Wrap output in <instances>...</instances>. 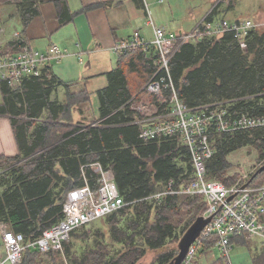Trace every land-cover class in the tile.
Segmentation results:
<instances>
[{
  "label": "trees",
  "instance_id": "1",
  "mask_svg": "<svg viewBox=\"0 0 264 264\" xmlns=\"http://www.w3.org/2000/svg\"><path fill=\"white\" fill-rule=\"evenodd\" d=\"M135 1L143 6L142 0ZM44 3L53 4L59 25L71 20L73 14L66 0H0V6L13 7L22 32L39 15L40 4ZM213 12V9L209 12L212 17ZM2 18L0 13V23ZM8 44L14 49L11 53H15L25 42L18 34ZM129 54L121 56L119 65L107 74L108 86L98 92L99 118L89 124H72L73 113L81 110L80 104L88 102L85 91L66 90L62 104L50 100L55 88L65 83L51 73L49 66L38 77L24 78L16 89L10 88L6 81L0 85L3 99L0 113L11 116L12 126L19 127L16 137L20 149L16 156L0 155L3 180L0 181V222L9 230L21 233L26 240L35 239L62 217L66 193L84 183L82 170L88 183L96 186V175L86 166L96 162L113 173L119 194L128 203L110 214L107 222L108 232L117 242L123 241L122 250L110 256L111 249L101 239L78 255L73 243L67 242L63 254L69 264H139L148 250L157 251L148 264H167L176 254L181 235L204 211L199 196L168 195L159 205L144 200L170 179L174 180L175 188L188 184L193 167L181 139L144 142L138 138V130L131 121L133 90L129 84L137 89L145 85L154 73L156 57L150 60L144 53H135L124 59ZM133 59L141 63L136 67ZM124 65L128 72L134 73L132 77ZM169 66L178 96L189 108L221 103L234 115H264V102H259L264 99V32L255 27L248 31L243 47L231 33L193 39L175 51ZM141 98L136 96L137 100ZM44 110L47 116L37 123L32 132L33 141L25 146L22 132H29L33 119ZM18 116L25 119L18 123ZM210 141L214 153L206 163V170L209 178L225 187L231 186L241 173L227 160L229 153L248 146L256 151L258 160L264 159V127L232 133L211 131ZM263 172L252 178L250 186L263 184L260 180ZM129 212L134 218L125 229L119 227ZM137 235L141 236L142 245L135 242ZM233 239L247 247L251 245L243 235L233 236L230 244ZM215 240V236L203 240L201 252H210ZM44 255L53 257L54 264L64 263L59 252L42 254L26 247L19 264H39ZM222 258L211 264L222 263ZM251 263L264 264V248L251 257Z\"/></svg>",
  "mask_w": 264,
  "mask_h": 264
},
{
  "label": "built area",
  "instance_id": "2",
  "mask_svg": "<svg viewBox=\"0 0 264 264\" xmlns=\"http://www.w3.org/2000/svg\"><path fill=\"white\" fill-rule=\"evenodd\" d=\"M148 23L152 29L151 39L147 40L135 30L128 38L114 43L111 49L119 55L140 52L151 53L156 57L154 73L143 87L146 96L134 102L130 99L131 109L143 114L140 118L145 123L138 131V138L144 142L181 139L187 147L193 174L188 184L175 188L174 180L170 179L144 200L159 205L168 195L199 196L205 205L201 215L207 217L214 214L189 246L180 264H193L203 240L213 236L216 238L213 247H217L224 257H228L233 236L258 237L264 244V183L244 187L247 181L238 179L225 187L220 181L209 178L206 170V163L214 153L210 141L211 131L232 133L264 127V115H234L221 103L189 108L179 98L169 68L173 54L183 44L193 39L231 33L242 46L255 23L249 19L235 22L225 19L213 21L205 17L189 32H174L157 26L151 18ZM63 57L65 52L54 44L47 51L25 44L15 53L0 52V81H6L10 88L16 89L24 78L40 76L45 66ZM147 97L155 98V101L146 102ZM86 166L96 175V186L92 187L88 183L82 170L84 183L66 193L62 217L43 229L38 237L26 240L21 233L2 228L3 252L0 253V264H19L26 247L42 254H63L64 244L70 240L72 231L109 216L128 204L119 194L110 170L97 162ZM63 264L69 263L64 259Z\"/></svg>",
  "mask_w": 264,
  "mask_h": 264
},
{
  "label": "crops",
  "instance_id": "3",
  "mask_svg": "<svg viewBox=\"0 0 264 264\" xmlns=\"http://www.w3.org/2000/svg\"><path fill=\"white\" fill-rule=\"evenodd\" d=\"M142 1L143 6L138 5L135 0H66L73 16L70 21L62 25L58 24L53 4H44L46 12L50 11L51 13L46 14V12L41 11L38 16L30 21L23 32L21 22L16 13L13 16V18H17L20 22L21 31L18 34L21 35V41L25 42V44L40 51H47L49 46L54 44L65 52V57L60 61L51 62L46 66H49V70L59 81L65 83V86L60 84L55 88L50 95V100L61 104L64 103L66 100V90L70 92L85 91L88 93V102L80 104L81 110H76L73 113V125L78 122L89 124L99 118L100 102L98 92L108 86L107 74L119 65L120 62L118 60L123 56L115 54L112 51L111 47L113 44L128 38L135 30L139 31L142 37L151 39L152 29L148 20L150 18L153 22L154 20L150 14L148 4L145 0ZM238 1L206 0L205 3L208 6L196 11L195 16L193 12H189V14L191 13V19L195 22L193 28L211 9L214 10L213 17L217 19L235 22L247 20L248 18L241 17L242 13H239L240 10L236 8ZM162 3V0H156V4L161 5ZM90 5L93 8H85ZM252 14L254 15L249 20L264 19V12L261 10H257L256 13ZM7 24L8 21L4 16L0 23V33L3 32L2 30ZM186 24L188 23H181L178 32H185L183 27ZM14 37L16 36L13 35L12 39ZM12 39L7 37V40L1 42L3 44L0 52L11 53L14 51L13 47L8 44ZM135 53L140 52H132L130 55H136ZM143 56L150 60L154 58L151 53L143 54ZM70 60H76L80 63L81 69L78 71L77 68L73 67L72 71L68 68L66 71L67 75L64 72V67H62V61ZM121 63L123 64V62ZM133 63L137 67L141 62H136V59H133ZM124 69L127 74L131 73L129 74L130 77L134 75L133 72H128L125 65ZM1 83L2 81H0V85ZM129 85L130 90L134 92L132 98L139 95L144 86L137 89L133 84ZM61 91L62 95L60 94ZM2 100L0 90V104ZM44 111H42L40 117L33 119L34 125L30 128L29 132H22V144L25 146L33 141L32 132L37 123L44 121ZM8 116L0 113V155L16 156L20 154L16 137L19 127L12 126L11 116H9L10 118ZM131 121H133L132 123L138 131L145 125L144 121L134 113H132ZM43 257V260L39 264H54L47 259V256L44 255ZM249 258L251 261V255H249ZM139 264L141 263L139 262Z\"/></svg>",
  "mask_w": 264,
  "mask_h": 264
},
{
  "label": "rangeland",
  "instance_id": "4",
  "mask_svg": "<svg viewBox=\"0 0 264 264\" xmlns=\"http://www.w3.org/2000/svg\"><path fill=\"white\" fill-rule=\"evenodd\" d=\"M145 1L148 4L150 14L155 24L157 26H163L174 32L178 31L179 25L183 22L188 23L186 24L185 27H183V29L185 32H189L193 28L194 23H195L193 19H191L190 17L191 13L189 14V12L190 11L193 12L195 16L196 11L208 6V4L205 3L206 0H162L163 3L161 5L156 4V0H145ZM44 4H48V3H44ZM44 4H40L39 14L41 13V11H43L44 13L46 12V7ZM236 8L240 10L239 13H242L241 17L249 19L254 15L252 13H256L257 10L258 11L261 10L264 12V0H239ZM211 10H209L208 13L203 18L205 17L207 19L211 18L212 14L209 13L211 12ZM0 13H1V17L5 16L8 21L7 26L4 27L2 30L3 32L0 33V50H2L3 43L1 44V42H3L4 40H7V37H10L12 39L15 32L19 33L21 31V27H20L19 20L17 18H13V16H15V10L13 9L12 6H6V7L0 6ZM50 13H51L50 11L46 12V14H50ZM211 19L213 21L221 20V19H217L214 17H212ZM252 21L255 23V29H258L260 33L264 32V19H254ZM0 29H1V26H0ZM210 37H213V36H210ZM57 47L60 50H62L59 46ZM129 57H132V56H127L124 59H128ZM55 62H58V61H55ZM62 67H64V72L66 74H67L66 71L68 68H70L72 71H73V67L77 68L78 71L79 69H81L80 63H78L76 60L62 61ZM143 87L139 94V97H142V98L146 96V93ZM60 94L62 95V91L60 92ZM135 100H137L136 96L132 98L133 102ZM145 101L153 102L154 98L147 97ZM259 102L263 103L264 99L259 100ZM133 113L137 115L138 117H142L143 115L141 113H137V112L135 113L134 111ZM46 116H47V112L44 111L43 117H46ZM8 118L10 117L8 116ZM17 119L19 120L18 122L23 121L25 119V116L24 117L18 116ZM227 160L230 163H233L237 167L236 170L241 172L240 176L236 179V181L238 179L249 180L252 177L253 173L261 165L264 164V159L258 160L256 151L248 146L241 147L237 149L236 151L229 153L227 156ZM1 171H0V174H2ZM260 180L261 182L264 183V172L260 176ZM0 181L3 182L1 176H0ZM132 218H134V214L132 212H129L126 216H124L121 219L119 227L125 229L128 225V221ZM108 221H109V216L103 217L101 219L95 220L85 225L84 227L78 229V231L76 232L77 234L75 236H71L70 240L68 241V242L73 243L72 245L75 250V253L78 255H83L85 251L89 250L91 247H94L96 242L101 239H103V241L107 243V245L111 249L110 256H114L117 253H119L124 247L123 246L124 243L123 241L117 242L115 238L108 232L109 231L108 223H107ZM2 228H8V227L6 226V224L0 222V253L3 252V246L1 242ZM177 231L180 232L181 227L178 228ZM244 240L250 241V244H251L250 247H247L243 243L236 241V239H233L231 248L228 251V257H224L222 253L220 252V250L217 247H213V246L210 252L208 253L201 252L203 249V246H201L198 249V254L193 264H211L215 259L219 258L218 260H220L221 256H223L222 261H221L222 263H218V264H252L249 258L250 252L256 249V251L251 254V257L255 254L261 253V250L264 248V244L261 243V240L258 237L247 238L245 236ZM135 242L139 245H142V239L140 235H137L135 237ZM107 248L108 247H106L105 249ZM59 254L63 260L64 254H61V253ZM155 254H157V251L148 250L145 253V255L140 259L139 262L141 264H148L152 260V258H154ZM43 258L44 257H42V260ZM52 258L53 257L51 256L47 257V259L50 262L54 263L53 261L54 259ZM4 264H9V263H4Z\"/></svg>",
  "mask_w": 264,
  "mask_h": 264
},
{
  "label": "water",
  "instance_id": "5",
  "mask_svg": "<svg viewBox=\"0 0 264 264\" xmlns=\"http://www.w3.org/2000/svg\"><path fill=\"white\" fill-rule=\"evenodd\" d=\"M264 171V164L261 165L252 175V177L244 183V187L249 184L254 176ZM233 197L230 196L227 198V201ZM214 214L204 217L202 215L197 216L194 221L189 225V227L184 231V233L179 238L176 248V254L167 264H180L183 258L185 257L189 246L195 241L199 236L203 228L211 221ZM126 264V263H122Z\"/></svg>",
  "mask_w": 264,
  "mask_h": 264
}]
</instances>
